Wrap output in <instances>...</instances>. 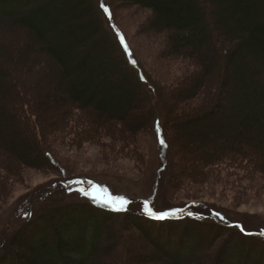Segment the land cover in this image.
Instances as JSON below:
<instances>
[{"label":"trees","instance_id":"1","mask_svg":"<svg viewBox=\"0 0 264 264\" xmlns=\"http://www.w3.org/2000/svg\"><path fill=\"white\" fill-rule=\"evenodd\" d=\"M126 1L152 9L150 30L168 32V54L189 61L174 85L161 86L153 78L113 0H0V43L9 41V27L29 36L16 63H28L17 70L33 88L19 87L20 75L1 58L11 53L0 47V94L7 103L0 106V168L20 178L27 166L49 163L54 155L43 142L50 127L44 112L61 108L62 123L79 107L93 109L92 117L103 126L125 122L123 130L132 136L147 121L155 130L161 126L170 160L175 147L181 159L178 168L187 157L196 158L189 178H212L217 168L237 164L264 171V151L254 153L264 143V0ZM53 83L67 88L62 97L58 91L51 94ZM38 99L45 104L40 111L32 106ZM166 103L170 110L162 117ZM177 118L185 121L175 134L170 126ZM42 198L47 200L25 224L27 229L4 235L0 264H264V256L244 255L231 241L222 255L200 257L206 232L199 228L237 229L244 237L260 239L219 217L208 221L191 213L160 218L95 198L84 203L88 208L65 204L60 197ZM127 216L144 232L135 235L141 244L137 240L134 247L119 222ZM181 222L186 230L171 228ZM114 223L121 225L115 228ZM121 240L127 244H116Z\"/></svg>","mask_w":264,"mask_h":264},{"label":"rangeland","instance_id":"2","mask_svg":"<svg viewBox=\"0 0 264 264\" xmlns=\"http://www.w3.org/2000/svg\"><path fill=\"white\" fill-rule=\"evenodd\" d=\"M113 1L121 23L130 34L153 78L161 86L174 85L185 75L190 64L187 58L174 59L173 55L168 54L170 45L168 32L150 30L154 11L126 0ZM6 24L9 27V24ZM9 28L8 30H11L10 34H7L9 41L4 40L0 43L2 44L0 47H7L11 57L1 56L3 60L0 59L3 64L10 66V71L14 75L16 73L20 75L19 87L31 91L33 88L28 86V81L23 77L24 72L17 70V68L24 69L23 67H27L28 63L24 62L23 66L16 63L18 55L25 50L23 42L30 41V38L22 32ZM118 54H116L117 59L122 56ZM37 57L43 56L37 55ZM52 86L51 94L58 91L60 93L58 96L62 97L66 93L67 88L59 89L57 83H53ZM45 91L47 92L48 89L43 90ZM1 97L2 94H0V106H3L7 103L2 101ZM41 97L43 98L41 95L38 96L40 99ZM41 100L35 105L31 103L32 106L39 107V111L45 105ZM164 108V111L160 112L162 117H165L164 113L170 110L167 103ZM61 110V108L57 110L52 108L42 116L50 126L45 130L43 142L46 148L53 152L54 159L39 167L27 166L20 178L6 167L0 168V243L4 235L9 233L11 237L13 233L27 229L25 224L41 207L42 202L47 200L42 196L60 197L65 204L88 208L84 203H88L87 200L93 198L98 201V198L88 195L85 189L92 191L93 186L98 185L101 196L127 197L132 201L127 208L142 213L148 212V201H152L158 212L178 209L183 217L195 213L207 216L208 221L219 217L225 223L244 228L251 233L256 232L260 236L259 241H255L244 237L237 229L225 232L226 230L221 228H199L200 231L206 232L202 237L203 248L200 253L203 259L214 258L219 252V255H222L226 242L230 241L235 248L239 246L238 252L244 255L246 252H251L256 256V260L262 259L264 256L263 170L254 169L247 164H237L234 167L217 168L212 178H197L194 175L189 178L188 173L193 169L192 165L196 158L187 157L186 168H183L185 164L182 167L185 170L178 168L177 161L181 159L178 158L175 147L171 154L173 158L170 160L161 126L155 130L154 125L147 121L132 136L127 130H123L126 128L125 122L105 126L100 124L99 118L95 120L92 117L95 116L93 109L75 107L65 115L61 123L60 116H63ZM51 121L57 124L52 125ZM162 121L163 118L160 125ZM183 121L185 119L182 118L174 120L170 131L176 134L178 125ZM185 143L189 144L187 140ZM263 151L264 143H260L254 153L260 154ZM184 172L186 175L181 176ZM178 175L181 178H176ZM186 176L188 178H185ZM76 210L84 211V209ZM81 214L88 215L85 211ZM119 222L125 225L129 235L128 243L134 247L139 240L137 236L144 233L140 228L141 224L129 220L128 216ZM183 224L171 223V228L174 231L186 230L188 226ZM117 225V223L113 224L115 228ZM195 227L196 225H193L191 229ZM124 241H118L116 244L123 245L125 242L127 244V241ZM149 241L153 246L156 245L150 237ZM137 243L141 244L140 240ZM111 253L110 251L109 254ZM222 257L224 261L227 256ZM219 264L227 263L220 261Z\"/></svg>","mask_w":264,"mask_h":264},{"label":"snow or ice","instance_id":"3","mask_svg":"<svg viewBox=\"0 0 264 264\" xmlns=\"http://www.w3.org/2000/svg\"><path fill=\"white\" fill-rule=\"evenodd\" d=\"M109 11H111V9H109ZM125 42L127 41L125 40ZM164 143L167 144L168 141L165 139ZM98 188H99L98 185H94L92 191H87V189H85V191L90 196H96L99 202L107 203L111 206H115L118 209H125L127 208L129 204L132 203V201L127 197H110L109 198L107 196H101L98 191ZM147 207H148V211L151 214L156 215L160 218H168L169 216H172L174 214H179V211H180L177 209V210L168 211V212H158L157 209L154 208L152 201H148Z\"/></svg>","mask_w":264,"mask_h":264},{"label":"water","instance_id":"4","mask_svg":"<svg viewBox=\"0 0 264 264\" xmlns=\"http://www.w3.org/2000/svg\"><path fill=\"white\" fill-rule=\"evenodd\" d=\"M170 217H183V215H180V214H174V215H172V216H169L168 218H170Z\"/></svg>","mask_w":264,"mask_h":264}]
</instances>
